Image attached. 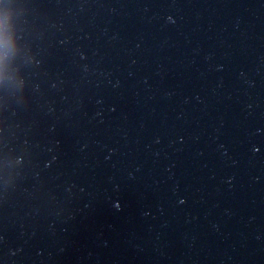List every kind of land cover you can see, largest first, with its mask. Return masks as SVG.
Wrapping results in <instances>:
<instances>
[{
    "label": "water",
    "instance_id": "95a60500",
    "mask_svg": "<svg viewBox=\"0 0 264 264\" xmlns=\"http://www.w3.org/2000/svg\"><path fill=\"white\" fill-rule=\"evenodd\" d=\"M0 264H264V0H6Z\"/></svg>",
    "mask_w": 264,
    "mask_h": 264
},
{
    "label": "clouds",
    "instance_id": "9594fccd",
    "mask_svg": "<svg viewBox=\"0 0 264 264\" xmlns=\"http://www.w3.org/2000/svg\"><path fill=\"white\" fill-rule=\"evenodd\" d=\"M12 16V7L6 0H0V26L3 29V39L5 47L9 40V21Z\"/></svg>",
    "mask_w": 264,
    "mask_h": 264
}]
</instances>
